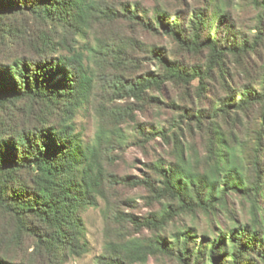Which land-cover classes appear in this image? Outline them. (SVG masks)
Here are the masks:
<instances>
[{
  "label": "trees",
  "instance_id": "16d2710c",
  "mask_svg": "<svg viewBox=\"0 0 264 264\" xmlns=\"http://www.w3.org/2000/svg\"><path fill=\"white\" fill-rule=\"evenodd\" d=\"M156 1L147 12L128 0H0V264H61L86 253L81 214L118 185L166 204L143 221L115 213L154 235L108 243L99 264L156 256L174 264H264V0H248L256 17L247 32L216 0L199 8L193 0L176 8ZM215 20L223 36L208 29ZM148 36L161 43H146ZM167 86L178 101L160 96ZM97 90L101 124L83 144L74 119ZM192 90L197 98L210 93L203 106L187 100ZM146 106L172 115L156 131L141 128L135 145L149 152L147 143L159 137L169 151L129 182L108 168L126 142L121 125ZM228 196L249 204L247 223L233 221L211 244L197 245L193 230L160 237L180 216L226 211Z\"/></svg>",
  "mask_w": 264,
  "mask_h": 264
},
{
  "label": "rangeland",
  "instance_id": "374dc122",
  "mask_svg": "<svg viewBox=\"0 0 264 264\" xmlns=\"http://www.w3.org/2000/svg\"><path fill=\"white\" fill-rule=\"evenodd\" d=\"M125 1L126 0H115L120 6ZM128 1L141 2V5L146 8L147 12L153 6V2H157L156 0ZM216 1L224 6L226 13L236 29L247 32L249 28L253 27L256 11L249 7L248 0ZM169 3L172 8H176L178 0H169ZM192 3L196 4L197 8H199L201 0H193ZM212 22L213 25H208V29L211 30V33L216 32L219 37L223 36L224 26H219L216 20ZM208 33V30H206L204 36H207ZM91 37H88V41L93 44L94 42H92ZM143 40L146 43H161L160 40L154 39L150 36L143 37ZM258 57L260 63H262L264 60L263 44L262 47L259 48ZM239 81L242 82L243 79L241 77L236 79V82ZM196 85L197 83L194 82L193 86ZM211 87L214 88V84H212ZM216 94H220L217 89L214 90V97ZM177 95L178 93L174 91L173 88L167 86L162 90L160 96L164 100L178 101ZM205 95L206 96H203L202 98H197L192 90L191 98L187 100H193L194 107L203 106V102L206 103L210 93H206ZM102 100L103 94L100 90H97L93 94L91 101L83 109L79 110L75 116V133L83 144H90L98 132L99 124H101V117L98 116L95 109H97L98 104ZM116 104L127 106L125 101H116ZM171 115L172 113L170 109L165 106L162 108L146 106L141 110H136L134 122L121 125V130L126 137V142L122 149L115 151L117 165L115 168L109 167V171L117 173L119 176L126 178L129 182L136 178L144 177L146 172H148V164L150 163V160L154 157H166L169 150L159 137H155L154 140L147 143L149 152H144L140 147L135 145L134 138L137 136V132L141 130V128L146 129L147 134V132L150 133L165 127L166 121ZM108 196V199L105 201L99 199L97 207L87 208L81 214L84 227L82 242L84 243L87 252L80 256L63 258L60 260L61 264H99L97 260L105 254L108 243L120 242L131 238L146 241L154 235L144 228L138 230L127 223L120 222L116 217L118 215H115V213L122 212V215L130 214L137 220L143 221L152 215L159 214L166 204L165 201L151 202L146 197V192L143 189L126 185H118L114 190L109 192ZM259 205L264 211V197L260 198ZM249 210L250 206L246 201L234 196H228L226 211L216 212L212 216H203L202 214H196L195 216H180L173 222H170L165 229L160 232V237L164 240H171L173 234L176 232L193 230L194 232L192 235L196 237L197 245L203 243L211 244L213 243V238L220 232L225 234L233 227V221L242 224L247 223L250 219ZM146 264L174 263L168 257L156 256L149 257Z\"/></svg>",
  "mask_w": 264,
  "mask_h": 264
}]
</instances>
